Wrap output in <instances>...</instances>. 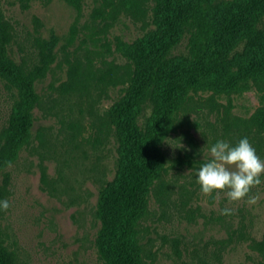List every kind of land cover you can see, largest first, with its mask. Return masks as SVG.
Returning a JSON list of instances; mask_svg holds the SVG:
<instances>
[{
	"label": "rangeland",
	"instance_id": "374dc122",
	"mask_svg": "<svg viewBox=\"0 0 264 264\" xmlns=\"http://www.w3.org/2000/svg\"><path fill=\"white\" fill-rule=\"evenodd\" d=\"M133 1L1 3L13 25L10 57L35 76L28 140L0 171L11 205L0 210V236L20 261L102 264L98 204L122 171L115 109L131 88L124 82L134 68L131 45L155 26L158 2ZM195 20L174 52L190 55L196 38L205 41ZM24 95L21 83L0 76V145ZM261 107L264 80L252 76L226 89H188L169 119L162 166L138 221L143 264H264V174L249 193L259 197L252 205L247 197L229 202L224 192L205 196L196 183L207 147L218 140L235 145L247 137L264 160V140L256 139ZM224 208L233 214L221 215Z\"/></svg>",
	"mask_w": 264,
	"mask_h": 264
},
{
	"label": "trees",
	"instance_id": "16d2710c",
	"mask_svg": "<svg viewBox=\"0 0 264 264\" xmlns=\"http://www.w3.org/2000/svg\"><path fill=\"white\" fill-rule=\"evenodd\" d=\"M2 1L0 76L21 83L25 95L0 145V171L28 140L35 97V76L10 57L14 32L1 8ZM203 4L211 8L204 9ZM190 18H196L205 41L196 38L195 51L190 55L176 53L174 49ZM153 23L155 26L131 45L129 56L134 68L124 74V82H130L131 88L115 109L122 171L98 204L101 227L96 244L102 264H143L138 221L148 210V185L162 166V143L171 127L169 119L181 106L188 89L199 85L226 89L242 76L264 80V0L234 4L217 0H158ZM256 122V139L262 143L264 107L257 111ZM262 148L259 151L264 157L263 145ZM6 196L0 175V200ZM0 264L29 263L20 261L16 251L0 236Z\"/></svg>",
	"mask_w": 264,
	"mask_h": 264
},
{
	"label": "clouds",
	"instance_id": "9594fccd",
	"mask_svg": "<svg viewBox=\"0 0 264 264\" xmlns=\"http://www.w3.org/2000/svg\"><path fill=\"white\" fill-rule=\"evenodd\" d=\"M203 157L205 162L196 172V183L202 194L208 196L216 192L219 195L224 192L229 202L247 197L246 203L249 205L257 203L259 197L249 193L262 182L260 177L264 174V160L257 155L247 137L235 145L218 140L207 147ZM10 206L8 200H0V210L7 211ZM220 214L229 216L233 210L224 208Z\"/></svg>",
	"mask_w": 264,
	"mask_h": 264
}]
</instances>
